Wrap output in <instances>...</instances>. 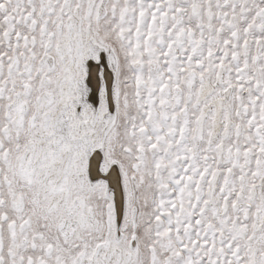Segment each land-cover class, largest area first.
Returning a JSON list of instances; mask_svg holds the SVG:
<instances>
[{
	"label": "snow or ice",
	"instance_id": "snow-or-ice-1",
	"mask_svg": "<svg viewBox=\"0 0 264 264\" xmlns=\"http://www.w3.org/2000/svg\"><path fill=\"white\" fill-rule=\"evenodd\" d=\"M0 264H264V0H0Z\"/></svg>",
	"mask_w": 264,
	"mask_h": 264
}]
</instances>
